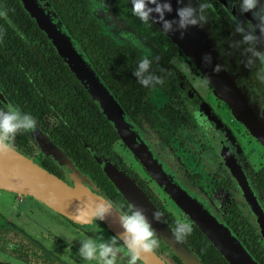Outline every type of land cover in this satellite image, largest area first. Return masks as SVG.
Here are the masks:
<instances>
[{"label": "flooded vegetation", "instance_id": "af4514ba", "mask_svg": "<svg viewBox=\"0 0 264 264\" xmlns=\"http://www.w3.org/2000/svg\"><path fill=\"white\" fill-rule=\"evenodd\" d=\"M182 1L184 4L188 2ZM222 1L224 4L219 0H201L207 4V19L195 29L202 36L201 41L211 60L221 66L254 110L264 104V84L258 83L252 70L244 67L247 45L241 42L242 34L235 31L236 22L251 20V16L249 13L241 15L238 4ZM37 2L67 34L76 50L93 65L101 83L164 170L183 185L190 196L224 222L258 264H264V238L257 214L244 200L241 187L224 164L218 147L240 164L247 188L263 216L264 197L254 185L253 177L264 168V148L236 119L227 104L213 94L211 81L207 87L199 82L207 71L197 66L155 25L142 24L131 13L129 0ZM199 2L191 0L192 7L197 8ZM93 3L102 7L94 9ZM224 7L230 8L235 21ZM0 11L7 17H0V92L8 104L30 112L37 120L33 130L16 134L14 148L37 163L46 164L53 174L57 172L56 175L64 179L62 170L36 147L30 132H38L43 141L62 152L74 171L121 212L129 211L130 204L106 176L105 164L112 165L132 180L160 210L171 230L178 220L191 223L119 137L116 142L109 143L111 140L107 139L103 143L97 137L92 140L90 135H84L79 126L77 132L73 129L83 120L78 115L72 117L71 113L79 108L97 115L98 107L18 0H0ZM102 11L114 18L109 29L99 22L98 15ZM78 17L92 21L105 37L103 42L108 40L104 45L110 50V62L97 60L104 52L100 39L91 44L82 42L86 31ZM256 46L264 47V44L257 43ZM145 51L154 58L152 70L164 77V83L153 88L142 87L132 76ZM59 60L69 69L74 80L65 73H58V79L64 86L69 82L70 89L63 86V94L57 97L50 76H44V72L46 70L51 75L62 70ZM18 82L20 90H14ZM18 94L31 98L29 107L15 102L14 97ZM0 105L5 106L2 102ZM58 129L60 137L56 136ZM66 130L73 133L74 148L67 149L60 142L64 140ZM89 158L97 166H92ZM87 163L89 165L85 167ZM57 229L61 232H56ZM101 235L102 232L86 231L30 198L0 191V264H81L80 261L84 260L77 254L80 239L99 240ZM157 239L155 251L160 256L174 264H185L158 236ZM61 249L70 254L67 257L60 254ZM122 255L127 258L126 252ZM87 263L96 264L95 261Z\"/></svg>", "mask_w": 264, "mask_h": 264}, {"label": "water", "instance_id": "95a60500", "mask_svg": "<svg viewBox=\"0 0 264 264\" xmlns=\"http://www.w3.org/2000/svg\"><path fill=\"white\" fill-rule=\"evenodd\" d=\"M18 1L81 83L119 139L127 146L176 207L211 242L226 263L258 264L230 228L224 222H220L204 204L190 196L186 188L164 170L133 129L132 124L126 118L115 98L101 83L90 64L76 50L74 43L53 21L48 12L38 4L37 0ZM219 1L223 3L222 0ZM171 3L172 12L166 14V18L169 19L174 18L175 10L184 5L182 0L180 4H177L176 0H171ZM181 31L183 32L182 35ZM169 37L177 43L182 52L195 61L197 66L202 67L204 72L207 71L214 86L213 94L227 104L228 108L235 114L236 119L242 122L254 139L264 148V115H261L260 118L249 107L243 95L221 67L218 71H213L215 65L218 64L209 57L201 41L202 36L197 32L195 26L174 31L169 34ZM205 55L210 58L208 63L203 61ZM0 102L4 105L8 104L1 92ZM30 133L40 152L45 154L48 160L54 162L62 170L65 176L64 179L49 172L41 164L14 148L12 151L0 153V191L30 198L47 210L65 217L77 226L83 227L86 231H102L104 232L102 234L103 241H108L112 236L119 237L122 231L119 215L122 212L114 206L113 210L106 214L103 219H96L92 215L95 201L101 197L107 198L98 193L82 175L71 168L59 149L43 141L38 132ZM218 148L224 164L229 168L241 187L244 200L257 214L260 232L264 238V216L247 188L244 171L231 155L222 151L220 147ZM103 170L122 197L130 205L143 210L157 236L169 246L179 259L185 264H200L183 241L177 242L173 239L172 230L166 224L163 216H161L162 222L152 221V212L156 208L132 180L110 164H105ZM119 243L121 241L117 240V244ZM118 259L124 262L127 258L118 254ZM137 264L174 263L160 256L154 250V253L142 254Z\"/></svg>", "mask_w": 264, "mask_h": 264}, {"label": "clouds", "instance_id": "9594fccd", "mask_svg": "<svg viewBox=\"0 0 264 264\" xmlns=\"http://www.w3.org/2000/svg\"><path fill=\"white\" fill-rule=\"evenodd\" d=\"M177 4L181 0H176ZM232 5L238 4L239 13H249L251 20L244 19L243 23L236 22L235 31L242 34L241 42L247 46L244 52L247 54L244 60V67L252 70V75L258 83L264 84V47H257V43L264 44V0H229ZM131 13L142 23L149 27L155 25L159 32L165 36L177 30H184L189 26H201L206 21L205 9L207 4L199 2L198 7L191 5L188 0L182 7L175 10L174 18H166L167 13L172 12L171 0H129ZM102 6L93 3V8L99 10ZM224 10L236 20L235 15L229 7ZM0 17H6V13L0 11ZM99 22L106 29L112 27L114 18L107 12L102 11L98 15ZM253 21H255L253 23ZM158 25V27H157ZM19 34V33H18ZM183 32L181 31V35ZM22 35V34H21ZM154 58L145 51L137 61L132 71L137 83L142 87L153 88L164 83V77L157 75L152 70ZM210 58L205 55L203 61L208 63ZM220 65H215L213 71H218ZM207 87L210 77L203 74L199 81ZM264 108V104L261 105ZM264 115V112L261 113ZM36 117L30 112L21 111L19 106L7 104L0 108V153L14 149V139L19 132H28L36 127ZM114 208L111 201L105 198H98L92 209V215L96 219H103ZM129 211L119 215L121 233L119 237L112 236L108 241L83 237L80 239V246L77 250L79 257L88 262L95 261L96 264H122L118 254H127L123 264H137L142 254L154 253L158 246V239L154 228L145 216L142 209L133 205ZM162 213L155 209L152 212V221H161ZM192 232V224L185 220H178L172 229L173 239L177 242ZM117 240L121 243L117 244Z\"/></svg>", "mask_w": 264, "mask_h": 264}, {"label": "trees", "instance_id": "16d2710c", "mask_svg": "<svg viewBox=\"0 0 264 264\" xmlns=\"http://www.w3.org/2000/svg\"><path fill=\"white\" fill-rule=\"evenodd\" d=\"M64 3H67V2H64ZM78 21L80 22L81 26L86 31V37L82 36V38L84 39L82 42H87L91 44L96 39H100V41L103 42V39L105 37L100 34V30H98V28L92 23V21H89L88 19H83L80 17H78ZM106 41L108 42V40ZM104 42H103V45H104ZM103 47H104V52L98 56L97 60L99 62H106V61L110 62V59L112 58V56L110 55V50L105 45ZM58 62H59V66L62 67L61 68L62 70L56 71L55 73H52L51 75L47 74L46 70L44 72V76H50L52 80L51 83H53V85L55 86L54 89H55V93L57 97L59 95L61 96L63 94L62 92L64 91L63 89L64 85L62 83V80L58 79L57 77L58 73L59 74L65 73L67 76L71 77L74 80L69 69L67 68L68 66L66 65L67 66L66 67L61 60H59ZM90 66L95 72V68L93 67V65L90 64ZM46 78H49V77H46ZM19 87H20V82H18V85L15 87L14 90H20ZM64 87L67 89H70L69 82H67ZM23 89L25 90V88ZM83 95H85V93H83ZM14 99H15V102H17L19 105H24L26 107L30 106L31 98H29L28 96L24 94H18L14 97ZM0 108H3V106L0 105ZM70 115H72V117H75L76 115L82 117L83 121L77 122V124L73 127V129L76 132H77V127L79 126L83 134L90 135V137H92L91 138L92 140H95V138L97 137L101 139L100 142H103V143H105L107 139L109 141L111 140V142L109 143H112L113 141L114 142L118 141L117 134L113 131V129L110 127V125L107 123V121L104 119V117L101 115L99 111L97 115H94V113L92 112L91 113L83 112L78 108L77 111H74ZM38 117H41V116L39 115ZM56 136L60 137L59 129L56 133ZM60 142L63 145H65L64 147L67 149H69V147L70 148L75 147L73 145V143H75L73 133H71L69 130H66L65 138L63 141L61 140ZM88 161L90 164H92V166L93 165L97 166L92 159L89 158ZM89 163H87L85 167L88 166ZM44 165L42 166L52 173V170L46 167L47 166L46 164ZM97 172L101 174V171L99 169H97ZM56 174L58 173L56 172L55 175ZM253 182H254V185L258 187L260 194L264 197V168H262L259 172L256 173V175L253 177ZM183 242L190 249V251L196 256V258L199 259L198 262H200L201 264H227L226 261L223 259V257L213 247L211 242L199 231V229L195 225L192 224V232L184 238Z\"/></svg>", "mask_w": 264, "mask_h": 264}, {"label": "rangeland", "instance_id": "374dc122", "mask_svg": "<svg viewBox=\"0 0 264 264\" xmlns=\"http://www.w3.org/2000/svg\"><path fill=\"white\" fill-rule=\"evenodd\" d=\"M254 110H255V112L258 114V116L261 118V113L262 112H264V108H262L260 105H258L257 107H255V108H253ZM46 209V208H45ZM47 210V209H46ZM49 211V210H48ZM56 232H61V230L60 229H57L56 230ZM92 232H97V231H92ZM99 232V231H98ZM102 232V231H101ZM102 234H104V232H102ZM66 236H68V238H70L74 243H76L77 241H75V240H73L72 239V236H69V235H66ZM99 240H103L102 239V235H101V239H99ZM59 253L60 254H63V255H65L66 257L70 254V253H68V251L66 250V249H61L60 251H59ZM80 263L81 264H90V263H87V262H84V261H80ZM65 264V263H64ZM66 264H68V262L66 263Z\"/></svg>", "mask_w": 264, "mask_h": 264}]
</instances>
